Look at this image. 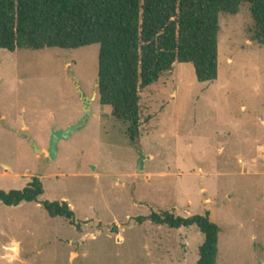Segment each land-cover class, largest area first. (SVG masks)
<instances>
[{
    "label": "rangeland",
    "instance_id": "obj_1",
    "mask_svg": "<svg viewBox=\"0 0 264 264\" xmlns=\"http://www.w3.org/2000/svg\"><path fill=\"white\" fill-rule=\"evenodd\" d=\"M252 27L248 5L219 16L215 81L175 64L140 91L137 146L99 104L97 45L0 49V190L38 178L39 202L74 213L0 203V264H196L195 227L136 220L167 211L209 215L217 264H264V48ZM79 124L50 160L52 133Z\"/></svg>",
    "mask_w": 264,
    "mask_h": 264
},
{
    "label": "trees",
    "instance_id": "obj_2",
    "mask_svg": "<svg viewBox=\"0 0 264 264\" xmlns=\"http://www.w3.org/2000/svg\"><path fill=\"white\" fill-rule=\"evenodd\" d=\"M248 5L250 39L264 48V0H0V49L75 50L98 46L97 94L129 140L140 141L139 93L175 64L193 67L199 83L218 76L219 16ZM42 184L0 190V203H37L50 218L74 221L66 202H39ZM170 230L195 227L203 236L196 264H217L219 226L209 215L188 218L170 212L138 217Z\"/></svg>",
    "mask_w": 264,
    "mask_h": 264
},
{
    "label": "water",
    "instance_id": "obj_3",
    "mask_svg": "<svg viewBox=\"0 0 264 264\" xmlns=\"http://www.w3.org/2000/svg\"><path fill=\"white\" fill-rule=\"evenodd\" d=\"M80 127L81 124L72 126L66 129L65 131L52 133L49 143V150H48V158L50 160L55 161V159L57 158V143L62 139H68L69 137H71L72 133L75 132ZM28 141L31 144V147L36 151V153H40V151L37 150L35 143L32 142L30 139H28Z\"/></svg>",
    "mask_w": 264,
    "mask_h": 264
}]
</instances>
